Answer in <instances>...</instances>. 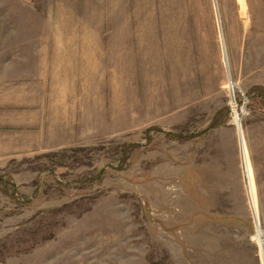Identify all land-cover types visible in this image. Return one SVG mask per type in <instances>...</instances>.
I'll return each instance as SVG.
<instances>
[{
    "label": "rangeland",
    "instance_id": "1",
    "mask_svg": "<svg viewBox=\"0 0 264 264\" xmlns=\"http://www.w3.org/2000/svg\"><path fill=\"white\" fill-rule=\"evenodd\" d=\"M0 264H264V0H0Z\"/></svg>",
    "mask_w": 264,
    "mask_h": 264
},
{
    "label": "bare ground",
    "instance_id": "2",
    "mask_svg": "<svg viewBox=\"0 0 264 264\" xmlns=\"http://www.w3.org/2000/svg\"><path fill=\"white\" fill-rule=\"evenodd\" d=\"M230 89H231V85H230ZM236 125H238L239 126V124H238V121L236 122ZM241 130V129H240Z\"/></svg>",
    "mask_w": 264,
    "mask_h": 264
}]
</instances>
